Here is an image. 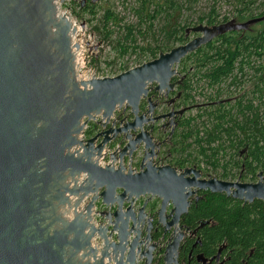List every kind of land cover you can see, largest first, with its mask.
I'll use <instances>...</instances> for the list:
<instances>
[{"label": "water", "instance_id": "1", "mask_svg": "<svg viewBox=\"0 0 264 264\" xmlns=\"http://www.w3.org/2000/svg\"><path fill=\"white\" fill-rule=\"evenodd\" d=\"M55 1L0 0V264H161L165 238L163 264H179L181 242L197 231L179 220L197 190L264 202V183L198 179L195 167L177 173L153 164L161 142L144 124L173 112L153 116L156 103L148 97L140 113L141 100L151 84L158 93L173 90L187 54L222 34L247 30L264 15L188 27L194 37L156 58L78 82L69 36L75 26ZM123 105L133 117L116 124L114 112ZM96 119L104 129L81 138ZM119 137L124 145L100 165L98 158ZM139 146L145 152L137 170L130 162ZM219 259L220 250L208 259L197 255L203 264Z\"/></svg>", "mask_w": 264, "mask_h": 264}, {"label": "trees", "instance_id": "2", "mask_svg": "<svg viewBox=\"0 0 264 264\" xmlns=\"http://www.w3.org/2000/svg\"><path fill=\"white\" fill-rule=\"evenodd\" d=\"M153 3L154 0H137V5L132 8L138 14L139 22H148L146 32L153 29L154 19L163 11L161 3L155 2L156 6L151 7ZM249 3L238 9L241 18L264 15V10L256 14L249 11ZM73 4H78L82 11L89 12L93 17L97 13V4L93 0H87V3L73 1ZM123 20L111 7H105L96 28L104 40L111 38L113 27L119 25L124 29V34L116 39L117 45L121 54L131 49L133 53L139 51V54L148 56L145 60H139L138 64L152 60L160 52L169 51L176 42L186 40L188 24L175 21L166 23L161 40L155 39L147 47L131 46L126 41H135L134 25L124 24L120 27ZM204 20L208 25L221 23L216 21L214 12L200 17L199 22ZM228 20L225 16L222 22ZM261 23L264 24V20ZM139 33L142 31L139 30ZM192 56H195V72L185 73L180 86L183 102H195L193 80H203L213 88V92L205 95L199 104L189 107L195 109V114L183 116L180 120L172 143L176 161L183 166L204 160L215 169L227 165L230 171L234 164L238 166L243 157L247 174H254L258 168L264 167V26L253 34L246 33V30L222 34L185 58ZM248 83L249 90L241 93ZM231 87L239 90L231 91ZM87 133L91 134V129ZM188 148H192L195 154L188 152ZM227 149L230 151L229 158L221 163L222 153H226ZM227 166L223 170H227ZM209 218L216 223L205 224L198 230L201 242L193 248V254L213 256L218 246L225 243L229 257L224 264H242L243 260L246 264H264L262 201L243 203L223 194L207 193L203 199L192 204L182 222L194 229L200 220ZM191 242L187 241L184 252L190 249Z\"/></svg>", "mask_w": 264, "mask_h": 264}, {"label": "rangeland", "instance_id": "3", "mask_svg": "<svg viewBox=\"0 0 264 264\" xmlns=\"http://www.w3.org/2000/svg\"><path fill=\"white\" fill-rule=\"evenodd\" d=\"M73 1L74 0L68 5H63L62 10H67L69 17L75 20L78 26L83 30L80 31V35L85 43V52L91 57L92 66L97 67L100 72L110 76L124 71L123 69L127 70L137 65L139 60H145L148 56H146V54H139V51L133 53L131 52V49H129L126 54H121L116 39L124 34V29L122 30V28H119V25L115 27L111 26L113 27L114 32L110 39H103L102 33H100L96 27L99 26L98 19L102 15L103 8L105 7H111L112 10L123 17V24L120 25V27L124 24L134 25L133 38H135V41L128 39L126 43L131 46L134 44L145 47L150 44L152 45L155 39H162L164 35L163 29L166 27L165 25L167 22L174 23L175 21H178V23L181 24L187 23V27L195 26L197 24H207L206 20L199 22V19L200 17L208 16L213 12L216 14L217 22H222V19L225 16L228 17V19H235L237 22H243L250 17L241 18L238 9L244 7L250 1L253 2L248 4V10L253 14L264 10V0H172L173 2L171 3L167 0H154L151 7H155V2H159L161 3V7H163V11H161L160 16L154 19L153 29L146 32L148 22H139L138 14L132 9L137 5V0H94L93 2L97 4V7L95 8L97 11L95 17L89 12L82 11L78 4H73ZM85 3H87V0H85ZM263 26L264 24L261 22L252 24L248 27L246 33L253 34L263 28ZM160 29L161 32H159ZM139 30L142 31V33H139ZM195 35L196 33L190 32L187 34L185 41L176 42L175 45L182 44ZM185 57L181 59L176 67L177 72L180 73V75H185L186 72H190L189 74L195 72V56L188 59ZM193 87L192 95L194 96L195 102L184 103L185 106L191 107L192 105L199 104L204 99L205 95H210L213 92V88L207 85L203 80H200L199 82L193 80ZM249 88L250 84L248 83L242 89L241 93L243 91H248ZM230 90L237 92L239 89L231 87ZM193 114H195V109L186 111L184 115L188 116ZM112 147H115V145ZM187 151L195 154L192 148H188ZM229 153L230 151H228V149L226 150V153H222V157L220 158L221 163L229 158ZM108 160V157H105L104 162H108ZM198 163L203 166L204 170L209 171V173L214 172L218 174L222 171V167L220 166L216 169H212L204 160H198Z\"/></svg>", "mask_w": 264, "mask_h": 264}, {"label": "flooded vegetation", "instance_id": "4", "mask_svg": "<svg viewBox=\"0 0 264 264\" xmlns=\"http://www.w3.org/2000/svg\"><path fill=\"white\" fill-rule=\"evenodd\" d=\"M180 76L183 77L181 82L179 84H176L174 86L173 90H171L168 93H166L165 91H161V93H158V92L154 91V89H153L154 85L153 84L149 85V92L147 94V97L142 99L141 103H140V113L145 112V110L147 109V106H148L147 98L148 97H150L151 100L154 103H156V107L154 108L153 116L158 115V114H161V116H162V115H165L169 112H173V114L170 116L161 117V119H159L157 121H151V122H147L144 124V129L150 130L151 135L154 138V141L161 142L159 148L155 149L156 154L152 158L153 164H155L156 166H158V165H171L172 167L175 168L177 173H180L184 168L195 167L196 169H198L200 171V174H201L198 179L210 180L212 178H216L218 180L226 181V182H230V183H256V182L261 180V182L264 183V167L258 168L254 174H247L246 165L244 163L243 157H241V161H239L238 166L234 164L233 169L229 171V166L225 165V166H223L222 171L218 174H216L214 172L209 173V171H206L203 169V166L201 164L196 163V162L188 163V164L183 165V166L178 164V162L176 161L177 158L174 156V150L172 147L173 137L176 133V129L178 128L180 120L182 119L183 116H185L184 115L185 112L191 109V108H188L182 115H179L177 113V111L181 108L190 107V106H185V104H187L188 102H183V100H182L183 92L180 88L185 75H179L177 77H174L172 80L175 81ZM132 117H133V115L130 112V108L123 105L122 107L116 109V111L114 112L113 118L117 124V123H120V121L122 119H123V122H126V121L132 119ZM106 127H108V125ZM90 129H91V134H96L104 128L101 126V124H99L98 119H96L94 121H90L87 124V129L85 131V137H86V135L88 136L90 134V133L89 134L87 133L88 130H90ZM124 143L125 142L123 140H121V138L119 137L116 140H114L113 145H115V149L119 150L124 145ZM144 152H145V149L143 146H139V148L133 152L132 157H131V162H130L132 168H135L137 170L139 169V165H140V162H141L142 157L144 155ZM117 155H118V152H116L114 156L117 157ZM107 157L109 158L108 155H107ZM123 162L125 163V165H127L128 164V158L124 157ZM226 166H227V168H226L227 170H223ZM211 168L215 169L213 166H211ZM251 175H254V176H251ZM232 189L233 188H231V190ZM207 193L223 194L226 197H229V198L234 199V200H239L243 203H252L255 200H259V201L263 202V200L257 199V198L253 199L252 201H244L242 199L234 198L231 195H227L226 192H212L208 189H204V190L200 189V190H197L196 193L191 196L188 211H189L190 207L192 206V204H195L199 200L203 199ZM141 202H142V200H141ZM171 207H172L171 204L168 203L167 204V210L169 211ZM188 211H187V213H188ZM187 213L181 215L180 220H179V224L184 226V227L189 228V230H191V231H193L194 229L197 228V231L194 234L187 235L185 237V239L181 242V245H180L179 251H178L177 260H178L179 264H203L202 260H200V261L197 260V255H199L201 253H195V254L192 253L193 248H195V246L199 242H201L200 237L197 235V233H198V230L201 227H203L205 224H209V225L215 224L216 221L213 220L212 218L200 220L198 222L197 227H195L194 229H191L188 225H186L182 222L183 216L186 215ZM154 220H155V218H154ZM202 223H205V224L202 225L201 227H199V225H201ZM188 240H192V242L189 245L190 249L188 248L189 250L186 253V252H184V250L187 248V241ZM166 243H167L166 238L161 241V264H163L162 253H163V250H164ZM218 250H220V259L218 262H212L211 264H218L222 260H223V264H224L226 262V260L228 259L229 251L226 249L225 243H222L218 246L217 251L213 256H215L217 254ZM184 254H186V255L184 256ZM204 257H206V256H204ZM210 257H212V256H210ZM210 257H206V258L208 259ZM206 264H208V261L206 262ZM242 264H246L244 260H243Z\"/></svg>", "mask_w": 264, "mask_h": 264}, {"label": "built area", "instance_id": "5", "mask_svg": "<svg viewBox=\"0 0 264 264\" xmlns=\"http://www.w3.org/2000/svg\"><path fill=\"white\" fill-rule=\"evenodd\" d=\"M72 2V0H64L63 2H60L59 0L55 1V5L57 7V12L60 14H68L67 10H62L63 5H68ZM72 24L77 27L78 24L75 20L69 17ZM70 36V42L72 46V53L74 58V71H75V79L80 81H87L91 78H99L104 76H110L108 74H104L103 72H100L97 67L92 66V60L90 55H87L85 52V43L80 35V32L77 33L76 29L73 33L69 34ZM113 76V75H111ZM87 129V125L85 127V131ZM85 134L81 136V138H84ZM115 147H106L105 148V154H103L100 158H98L100 165H105L108 162H104L105 157H107L108 153H110ZM109 161V160H108ZM84 178V175L81 174L79 181H81ZM89 198H85V201H87ZM97 209V206L93 207V211ZM92 244L97 245L98 240L97 237L92 238ZM138 264H142V261H138Z\"/></svg>", "mask_w": 264, "mask_h": 264}, {"label": "bare ground", "instance_id": "6", "mask_svg": "<svg viewBox=\"0 0 264 264\" xmlns=\"http://www.w3.org/2000/svg\"><path fill=\"white\" fill-rule=\"evenodd\" d=\"M75 29H76L77 33L80 32V31H83V30L81 29V27H79V26L75 27Z\"/></svg>", "mask_w": 264, "mask_h": 264}]
</instances>
